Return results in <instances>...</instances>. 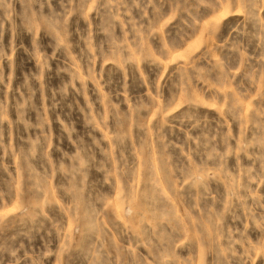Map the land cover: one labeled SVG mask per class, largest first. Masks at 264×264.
Instances as JSON below:
<instances>
[{
	"label": "rangeland",
	"instance_id": "obj_1",
	"mask_svg": "<svg viewBox=\"0 0 264 264\" xmlns=\"http://www.w3.org/2000/svg\"><path fill=\"white\" fill-rule=\"evenodd\" d=\"M0 264H264V0H0Z\"/></svg>",
	"mask_w": 264,
	"mask_h": 264
}]
</instances>
